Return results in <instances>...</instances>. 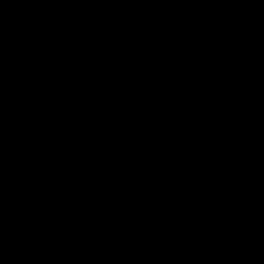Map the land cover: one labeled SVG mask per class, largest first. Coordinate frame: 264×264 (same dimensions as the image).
Returning a JSON list of instances; mask_svg holds the SVG:
<instances>
[{"label": "water", "instance_id": "water-1", "mask_svg": "<svg viewBox=\"0 0 264 264\" xmlns=\"http://www.w3.org/2000/svg\"><path fill=\"white\" fill-rule=\"evenodd\" d=\"M0 264H264V0H0Z\"/></svg>", "mask_w": 264, "mask_h": 264}]
</instances>
